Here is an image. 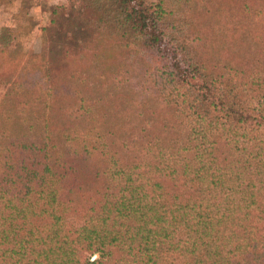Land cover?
Instances as JSON below:
<instances>
[{"label":"trees","instance_id":"1","mask_svg":"<svg viewBox=\"0 0 264 264\" xmlns=\"http://www.w3.org/2000/svg\"><path fill=\"white\" fill-rule=\"evenodd\" d=\"M45 32L0 75V264H264V0H66Z\"/></svg>","mask_w":264,"mask_h":264},{"label":"rangeland","instance_id":"2","mask_svg":"<svg viewBox=\"0 0 264 264\" xmlns=\"http://www.w3.org/2000/svg\"><path fill=\"white\" fill-rule=\"evenodd\" d=\"M16 0H11L12 6ZM25 6L20 13V17H12V12L2 15L3 7H0V34L2 29L7 27L13 32V41L6 47L3 54V62L0 61V75L3 74L7 80L17 81L19 75L26 69L28 60L33 54L39 53L43 49V36L45 30L51 26L53 19V7L47 18H37L32 11V2L34 0H24ZM66 2V0H65ZM63 4V3H62ZM57 4L54 6L62 5ZM63 15L61 16V18ZM65 18V17H64ZM10 84L0 83V102L8 91ZM95 256V255H94ZM92 256V258L94 257ZM98 258V255H96ZM96 258V259H97ZM95 259V260H96Z\"/></svg>","mask_w":264,"mask_h":264},{"label":"crops","instance_id":"3","mask_svg":"<svg viewBox=\"0 0 264 264\" xmlns=\"http://www.w3.org/2000/svg\"><path fill=\"white\" fill-rule=\"evenodd\" d=\"M24 2H25L24 0H16L12 6L4 7L2 9L1 14L7 15L14 10L17 14L16 17L19 18L20 13L22 12L23 8L25 7V6H23ZM64 2H65V0H34V2H32L31 8H32V11L36 15L37 18H47L51 8L54 5L62 4ZM10 10H12V11H10ZM15 12H12V17H15Z\"/></svg>","mask_w":264,"mask_h":264},{"label":"water","instance_id":"4","mask_svg":"<svg viewBox=\"0 0 264 264\" xmlns=\"http://www.w3.org/2000/svg\"><path fill=\"white\" fill-rule=\"evenodd\" d=\"M97 258V256L95 255L93 258H92V261L95 260Z\"/></svg>","mask_w":264,"mask_h":264}]
</instances>
